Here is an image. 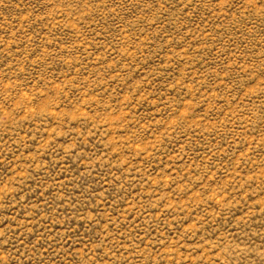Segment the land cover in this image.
I'll return each instance as SVG.
<instances>
[{"label":"rangeland","instance_id":"rangeland-1","mask_svg":"<svg viewBox=\"0 0 264 264\" xmlns=\"http://www.w3.org/2000/svg\"><path fill=\"white\" fill-rule=\"evenodd\" d=\"M0 264H264V0H0Z\"/></svg>","mask_w":264,"mask_h":264}]
</instances>
